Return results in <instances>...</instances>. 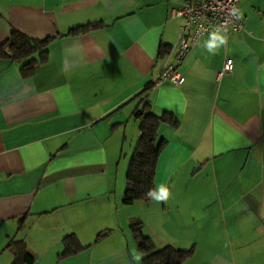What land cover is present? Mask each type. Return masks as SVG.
Instances as JSON below:
<instances>
[{
  "label": "crops",
  "instance_id": "1",
  "mask_svg": "<svg viewBox=\"0 0 264 264\" xmlns=\"http://www.w3.org/2000/svg\"><path fill=\"white\" fill-rule=\"evenodd\" d=\"M186 1L203 0H0V47L15 31L53 38L30 77L24 62L0 59V264L15 261L11 241L33 264H146L132 222L156 250L195 247L183 264H264V0L239 1L246 31L219 32L214 55L211 35L197 42L183 86L156 84ZM82 27L94 29L72 35ZM227 59L233 71L220 78ZM150 86L151 113L179 123L157 133L154 186L170 194L128 205Z\"/></svg>",
  "mask_w": 264,
  "mask_h": 264
},
{
  "label": "trees",
  "instance_id": "2",
  "mask_svg": "<svg viewBox=\"0 0 264 264\" xmlns=\"http://www.w3.org/2000/svg\"><path fill=\"white\" fill-rule=\"evenodd\" d=\"M94 29V27H82L79 30L72 31V35L85 33L88 30ZM10 42L5 47H0V59H11L14 62H24L23 68L25 77H30L35 73L38 63L34 62L32 58L36 54L44 55L48 53V46L53 38L46 40H34L20 32H13L10 37ZM168 53L167 47L161 51V57L166 56ZM30 67V68H29ZM151 87L143 92L146 94L145 100L148 99V92ZM142 95V94H141ZM147 107L143 111H137L136 115L141 119V129L143 134L138 143V147L133 159L128 174V186L125 195L124 203L131 205L137 201L149 202L152 200L148 196L150 190L155 189V179L157 172L158 159L161 156L162 150L166 145L165 141L158 142V130L164 121L172 122L174 127H178L179 123L172 116L164 118H158L148 109L150 101L146 102ZM142 222H135L132 224V230L134 238L138 242L139 251H141L145 257L146 264H183L186 260L191 259L195 255V247L190 250H179L174 247H167L165 249L156 250V246L153 240L144 232V225ZM65 244L67 246L68 253L77 252L80 248V243L75 236L67 237ZM8 250H12L15 253V261L13 264H33L34 257L28 252V248L25 242H9L7 246Z\"/></svg>",
  "mask_w": 264,
  "mask_h": 264
},
{
  "label": "built area",
  "instance_id": "3",
  "mask_svg": "<svg viewBox=\"0 0 264 264\" xmlns=\"http://www.w3.org/2000/svg\"><path fill=\"white\" fill-rule=\"evenodd\" d=\"M240 0H203L201 2L186 1L180 8L173 10L172 17L183 20L181 33L176 43V51L171 56L156 84H171L181 87L185 84L186 77L179 71L188 53L201 40V38L215 32H245L246 25L239 15ZM232 59H227L219 77L228 75L233 71Z\"/></svg>",
  "mask_w": 264,
  "mask_h": 264
},
{
  "label": "clouds",
  "instance_id": "4",
  "mask_svg": "<svg viewBox=\"0 0 264 264\" xmlns=\"http://www.w3.org/2000/svg\"><path fill=\"white\" fill-rule=\"evenodd\" d=\"M224 43L225 39L219 34V32L214 31L211 34L209 41H207L204 46L210 53L214 55L216 53V49ZM169 194L170 193L168 188L165 185L161 184L158 186V188L150 190L148 196L159 202L166 200L169 197Z\"/></svg>",
  "mask_w": 264,
  "mask_h": 264
},
{
  "label": "rangeland",
  "instance_id": "5",
  "mask_svg": "<svg viewBox=\"0 0 264 264\" xmlns=\"http://www.w3.org/2000/svg\"><path fill=\"white\" fill-rule=\"evenodd\" d=\"M132 209H131V211H130V213H131V215H133V207H131ZM132 224H133V222H132ZM132 224H131V226L129 227V229H128V231H126L127 232V234L129 235V239H130V241L132 242V250L133 249H135V248H133V230H132ZM127 229V228H126ZM136 245H137V243L134 245L135 247H136ZM131 250V251H132ZM136 250V249H135ZM132 257H133V251H132ZM145 256V255H144ZM134 260H135V262L136 263H139V264H143L142 262H141V259L138 257V259H137V257L136 258H134ZM186 262H187V260H186Z\"/></svg>",
  "mask_w": 264,
  "mask_h": 264
}]
</instances>
